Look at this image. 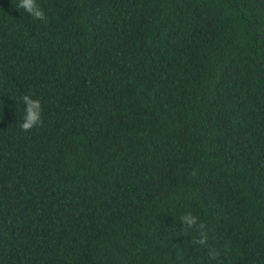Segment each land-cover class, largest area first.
Returning a JSON list of instances; mask_svg holds the SVG:
<instances>
[{
  "label": "trees",
  "instance_id": "16d2710c",
  "mask_svg": "<svg viewBox=\"0 0 264 264\" xmlns=\"http://www.w3.org/2000/svg\"><path fill=\"white\" fill-rule=\"evenodd\" d=\"M18 3L0 0V264H264V0Z\"/></svg>",
  "mask_w": 264,
  "mask_h": 264
},
{
  "label": "clouds",
  "instance_id": "9594fccd",
  "mask_svg": "<svg viewBox=\"0 0 264 264\" xmlns=\"http://www.w3.org/2000/svg\"><path fill=\"white\" fill-rule=\"evenodd\" d=\"M17 9H23L34 20H44L45 14L42 8L37 4V0H19L16 5ZM21 101L25 105L24 117L18 127L24 133H29L35 128L43 126V108L39 100L33 99L31 96L25 94L22 96ZM181 222L185 230L196 229L199 232V238L194 240L193 243L202 247H208V232L207 225L199 221V218L186 213L181 216ZM208 255L212 260H218L221 252L215 248H208Z\"/></svg>",
  "mask_w": 264,
  "mask_h": 264
}]
</instances>
